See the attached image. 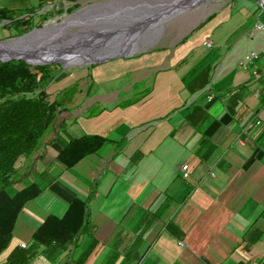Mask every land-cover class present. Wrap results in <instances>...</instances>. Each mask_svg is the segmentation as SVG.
Instances as JSON below:
<instances>
[{"label":"crops","instance_id":"0c3cea01","mask_svg":"<svg viewBox=\"0 0 264 264\" xmlns=\"http://www.w3.org/2000/svg\"><path fill=\"white\" fill-rule=\"evenodd\" d=\"M256 8L241 0L173 50L81 68L79 90L95 93L75 116L50 114L32 155L42 190L20 212L0 264L76 198L86 203L84 226L70 243L40 246L28 264H264V31L253 30ZM251 50L261 56L244 69ZM62 83L48 90L69 86ZM84 134L107 139L65 168L57 153ZM11 194L0 191V207Z\"/></svg>","mask_w":264,"mask_h":264},{"label":"trees","instance_id":"16d2710c","mask_svg":"<svg viewBox=\"0 0 264 264\" xmlns=\"http://www.w3.org/2000/svg\"><path fill=\"white\" fill-rule=\"evenodd\" d=\"M18 19L10 20L16 23L17 35L42 26V22L30 24L32 17L26 22ZM61 66L58 63L33 65L25 60L0 59V191L12 193L10 200L0 207V253L9 247L14 225L25 204L42 190L34 179L26 180L28 183L22 188L16 186L23 163L37 150L46 131L51 104L48 89ZM57 102L61 104L62 101ZM106 139L100 134L75 137L57 153L55 160L65 168L72 167L97 151ZM85 220L86 203L76 198L63 217L49 216L38 227L30 247L15 246L1 264H28L40 246L72 242Z\"/></svg>","mask_w":264,"mask_h":264},{"label":"water","instance_id":"95a60500","mask_svg":"<svg viewBox=\"0 0 264 264\" xmlns=\"http://www.w3.org/2000/svg\"><path fill=\"white\" fill-rule=\"evenodd\" d=\"M176 2L123 0L117 5L112 1L91 4L88 8L93 9L82 20L71 25L77 28L71 32L58 25H45L0 41V44L11 49V52L0 55V59L25 60L33 65H73L131 56L144 50L143 46L160 36L166 20L198 4L194 2L175 8ZM81 10H85L84 7L75 13ZM38 57L42 60H38Z\"/></svg>","mask_w":264,"mask_h":264},{"label":"rangeland","instance_id":"374dc122","mask_svg":"<svg viewBox=\"0 0 264 264\" xmlns=\"http://www.w3.org/2000/svg\"><path fill=\"white\" fill-rule=\"evenodd\" d=\"M108 1L111 0H0V41L18 36L16 34L17 30H15L14 28L16 23L10 22L11 18L14 19L19 18L18 20H23L26 22L28 17H32V19L30 20V24L31 23L34 24L36 22H42L41 27L45 25L59 24L58 25L59 27L60 25L61 26L65 25L62 29L66 28L67 32H71L77 29L71 25H74L75 23L82 20V19L80 20L74 19L73 17L75 14L78 13V12L75 13L78 9L84 7L85 11L88 12L91 9H93V8H88L90 7L88 5L96 4V3H105ZM176 1H177L176 3H179L178 5L181 6L189 5L194 2L198 4L180 13H177L176 15L172 16L170 19L166 20L164 22V27L160 36L157 39L155 38L150 44L143 46L144 50L136 52L131 56H122L119 58H131V57L141 56L144 54H152L154 52L163 49L173 50L179 44L184 42L186 36L190 33H193V31L196 30L195 28L199 26V24L201 23L204 24L206 22H209L210 20L214 19V17L216 16L217 18H224L229 13L232 12L235 13L236 10H234V8L237 6V4H239L241 0H176ZM253 1L256 2V6H257L256 16L258 17L261 7L259 5L260 0H253ZM112 2H114V0H112ZM114 4L117 5L119 3L114 2ZM4 9H6L7 12H2V10ZM34 12H36L35 15H31ZM73 13L75 14L71 15ZM261 18L262 20H264V12L262 13ZM257 19L258 18H256L254 27L256 22L258 21ZM34 28H38V27H34ZM34 28H32L31 30H33ZM253 30H255V28ZM213 46H214V42H213ZM212 47H208V48H212ZM105 62H101V63L82 62L73 65L58 63L61 64L62 66L57 70L58 73L54 76V78H52L50 84H54L52 87L56 88L58 87L57 83L63 80L62 84L63 85L68 84L69 86L60 87L59 89L61 90H59L58 88L54 90V88H52L53 90L49 91L50 93L49 98L52 104V105L50 104V114L54 116L56 114H62V116L64 115L75 116V113L77 114L78 111L76 110L73 111V109L78 105L83 106V104L89 101V98L92 97L93 92L95 93V90L92 93L91 92L88 93L86 85H84V87L81 90H79L80 86L78 87L77 85L78 82L81 80V76H83V72L81 71V68H91L103 64ZM87 81L92 82L94 86H96L97 89L99 90L98 92H104L106 90L104 88L102 89V86H104L106 82L103 81L99 82L94 77L91 76L87 79ZM124 81H127V79H124ZM83 84H85V81ZM210 98H213V94L210 96ZM58 100L62 101L61 104H58L57 102ZM62 105H65L67 110L63 111L61 107ZM96 111H97L96 107H93L91 109L90 114H92V112L95 113ZM244 131L245 130H241V132L238 135V141L240 143H242L244 140L242 138V134ZM29 159L32 160V156L29 157L27 160ZM189 172H190V164H189ZM182 173L184 178H188L184 176L183 169H182ZM37 174L38 172L35 169L34 160L30 162L27 168L26 167L23 168L22 166L18 174V183H17L18 185L16 186V188H22L28 183L26 182V180L29 181L35 179ZM9 200L10 199H8L6 202H8ZM4 204H2V206ZM22 244H26V246L24 247L22 246ZM22 244L20 246L22 248L30 247L27 243H22Z\"/></svg>","mask_w":264,"mask_h":264},{"label":"built area","instance_id":"2783aa9c","mask_svg":"<svg viewBox=\"0 0 264 264\" xmlns=\"http://www.w3.org/2000/svg\"><path fill=\"white\" fill-rule=\"evenodd\" d=\"M259 5L261 6L260 7V13L258 14V21L256 22L255 24V30L257 31H264V20H262L261 18V15L262 13L264 12V0H260L259 1ZM204 44L208 47H212L213 46V42L212 40L210 39H206L204 41ZM261 56V52L258 51V50H252L250 52H247L242 61H241V66L244 68V69H248L250 68L251 66H253L257 60L260 58ZM183 171H184V176L185 177H189L190 175V172H189V164H184L183 167H182ZM22 246H26V244H22Z\"/></svg>","mask_w":264,"mask_h":264},{"label":"bare ground","instance_id":"6f19581e","mask_svg":"<svg viewBox=\"0 0 264 264\" xmlns=\"http://www.w3.org/2000/svg\"><path fill=\"white\" fill-rule=\"evenodd\" d=\"M112 1V0H111ZM121 1H123V0H114V2L115 3H120ZM113 2V3H114ZM179 3H176L175 4V8L178 6V7H181V5H178ZM174 4H172L171 6L174 8V6H173ZM88 12H90V11H88ZM87 11H85V10H82V11H79L77 14H75L73 17H74V19H83V17L88 13ZM57 25H59V24H57ZM65 25H63V26H61L60 25V27L61 28H63ZM4 52H11V49H9L8 47H6L5 46V44H0V55H2V54H4ZM53 56H57V55H53ZM38 60H42V58L41 57H38L37 58Z\"/></svg>","mask_w":264,"mask_h":264}]
</instances>
